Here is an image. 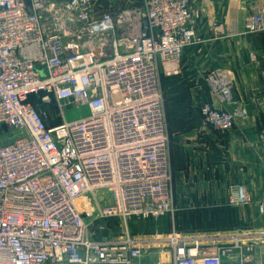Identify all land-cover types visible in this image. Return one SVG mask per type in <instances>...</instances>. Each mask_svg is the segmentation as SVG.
Instances as JSON below:
<instances>
[{"label": "built area", "instance_id": "obj_1", "mask_svg": "<svg viewBox=\"0 0 264 264\" xmlns=\"http://www.w3.org/2000/svg\"><path fill=\"white\" fill-rule=\"evenodd\" d=\"M201 16L194 0L101 12L94 0H0V264H136L153 249L174 264H264V179L259 198L235 183L227 199L254 204L263 233L132 229L175 212L161 70L177 72ZM263 31L264 13L248 14L242 33ZM205 82L201 129L231 131L247 112L234 74Z\"/></svg>", "mask_w": 264, "mask_h": 264}, {"label": "crops", "instance_id": "obj_2", "mask_svg": "<svg viewBox=\"0 0 264 264\" xmlns=\"http://www.w3.org/2000/svg\"><path fill=\"white\" fill-rule=\"evenodd\" d=\"M194 2L202 10L198 40L184 51L181 65L188 68L181 73L177 69L173 75L195 78L203 71L227 69L235 76L234 97L248 107L249 116L237 121L228 138L202 131L200 112L195 118H183L188 125L180 130L171 158L175 212L152 223L157 233L169 232L173 225L187 234L211 233L204 231L203 222L212 213L218 222L228 213L234 217L227 203L231 184H245L257 198L262 192L264 147L259 148V142L264 141V131L260 132L259 126L264 117V31L251 35L242 32L248 14L264 13V0ZM214 22L222 25L224 33L214 34ZM205 99L213 101L208 94ZM218 230L214 233L235 231L230 227ZM163 257L162 264H174L171 252Z\"/></svg>", "mask_w": 264, "mask_h": 264}, {"label": "rangeland", "instance_id": "obj_3", "mask_svg": "<svg viewBox=\"0 0 264 264\" xmlns=\"http://www.w3.org/2000/svg\"><path fill=\"white\" fill-rule=\"evenodd\" d=\"M97 6L98 11H106V10H116L120 8H126L130 6H138L141 4L142 0H94ZM259 33V32H258ZM252 34V33H251ZM247 34V35H251ZM254 34V33H253ZM184 56V54H183ZM183 58V57H182ZM182 60L180 62L173 64L174 70L180 69L183 72L184 69L188 67H183V63L181 65ZM207 71H203L199 73V75L195 78L188 77L183 78L181 75H173V73H169L168 71L161 70V78H162V89L164 95V103H165V112L168 124V131L170 136V154L171 158L173 156L174 150H176V142L179 138L180 130L188 125L184 123L183 118L191 117L195 118L200 112V106L203 102L206 101V95H211L208 91L207 87H203L206 85L205 82V74ZM201 87V88H200ZM207 93V94H206ZM236 105H240L239 102L236 101ZM242 105V104H241ZM245 106V105H244ZM246 109V117L249 116V109L245 106ZM90 114L89 108L87 105L80 107H73L66 111V119L68 121H73L80 119L84 116ZM242 117L237 118L245 119ZM60 119L54 118L52 123L58 122ZM262 125L259 126V131H264V117L260 119ZM235 127L229 131L222 133L226 138L227 135L234 131ZM204 132L216 133L215 130H203ZM218 133V132H217ZM224 138V137H223ZM260 147H264V141L259 142ZM262 145V146H261ZM253 193V192H252ZM254 195V194H253ZM254 198L257 197L254 195ZM230 206V205H229ZM211 207V206H210ZM214 207V206H213ZM232 209V214L235 216L232 219L235 221H228L227 224L232 222V229L237 232H252L255 231L257 233H263L261 220L257 215L255 205L251 204L250 206H230ZM213 209V208H212ZM214 214H211L206 221L204 220L203 226L205 227L204 231L213 232L219 231L215 229L217 226V221L214 219ZM155 221L147 222V221H138L133 225L132 229L135 233L143 236H160L164 235L168 232L157 233L152 230V223ZM108 227H119L117 222L112 221L108 222ZM95 225H100L99 222H95ZM231 225V224H230ZM262 253V249H258ZM163 255L157 249H153L149 254L145 255L141 260H137L136 264H162L165 262ZM167 262V261H166Z\"/></svg>", "mask_w": 264, "mask_h": 264}, {"label": "trees", "instance_id": "obj_4", "mask_svg": "<svg viewBox=\"0 0 264 264\" xmlns=\"http://www.w3.org/2000/svg\"><path fill=\"white\" fill-rule=\"evenodd\" d=\"M231 208V207H230ZM232 212V211H231ZM212 214H214V213H212ZM215 215V214H214ZM227 218L226 219H224L222 222H218L217 220H216V215L214 216V219L217 221V224L219 225V226H217L215 229H222V227H230V229H232V222L230 223V224H227V222L228 221H235V220H233L232 218H233V216L232 215H230L229 213L227 214ZM235 217V216H234ZM205 221H206V219H205ZM151 222V221H150ZM204 227V226H203ZM218 227H221V228H218ZM205 228V227H204ZM179 231H181L179 228H177Z\"/></svg>", "mask_w": 264, "mask_h": 264}]
</instances>
